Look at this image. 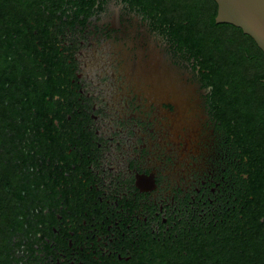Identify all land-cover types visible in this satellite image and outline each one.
<instances>
[{"label": "flooded vegetation", "instance_id": "af4514ba", "mask_svg": "<svg viewBox=\"0 0 264 264\" xmlns=\"http://www.w3.org/2000/svg\"><path fill=\"white\" fill-rule=\"evenodd\" d=\"M216 0H0V264L264 255V52Z\"/></svg>", "mask_w": 264, "mask_h": 264}, {"label": "water", "instance_id": "95a60500", "mask_svg": "<svg viewBox=\"0 0 264 264\" xmlns=\"http://www.w3.org/2000/svg\"><path fill=\"white\" fill-rule=\"evenodd\" d=\"M218 23H230L252 37L264 52V0H216Z\"/></svg>", "mask_w": 264, "mask_h": 264}, {"label": "trees", "instance_id": "16d2710c", "mask_svg": "<svg viewBox=\"0 0 264 264\" xmlns=\"http://www.w3.org/2000/svg\"><path fill=\"white\" fill-rule=\"evenodd\" d=\"M259 246L252 245L250 251L224 254L216 258H209L200 264H264V255L260 253ZM188 264H199L196 260Z\"/></svg>", "mask_w": 264, "mask_h": 264}]
</instances>
